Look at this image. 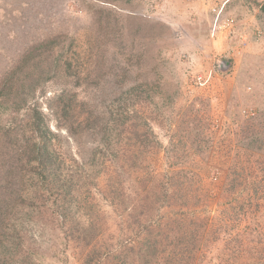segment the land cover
Instances as JSON below:
<instances>
[{
  "label": "rangeland",
  "instance_id": "obj_1",
  "mask_svg": "<svg viewBox=\"0 0 264 264\" xmlns=\"http://www.w3.org/2000/svg\"><path fill=\"white\" fill-rule=\"evenodd\" d=\"M21 1L0 0V79L49 37L55 51L66 50L69 79L62 66L31 103L61 134L53 147L62 175L79 178L89 195L70 183L64 198L54 181L50 197L36 196L39 206L19 220L22 253L0 264H84L90 223L89 247L126 249L134 264L139 219L164 230L183 222V231L201 221L208 252L228 254L225 264H264V0H30L11 14ZM253 63L259 74L250 77L242 71ZM61 94L72 108L66 119L54 111ZM234 110L241 117L232 118ZM130 112L135 117L124 120ZM18 117L30 132L33 118L25 110ZM80 122L89 128L70 136L65 123ZM254 134L262 147L249 149ZM176 153L188 159L190 178ZM236 235L244 261L231 243Z\"/></svg>",
  "mask_w": 264,
  "mask_h": 264
},
{
  "label": "trees",
  "instance_id": "obj_2",
  "mask_svg": "<svg viewBox=\"0 0 264 264\" xmlns=\"http://www.w3.org/2000/svg\"><path fill=\"white\" fill-rule=\"evenodd\" d=\"M29 2L30 0H25L24 2L22 0L21 3L23 5L12 2L14 5L10 13L17 14V12H21L19 6L23 8L24 3L25 6H28ZM55 39L56 38L49 37L31 45L29 49L22 54L19 66L13 68L12 71L9 70L5 78L2 80L0 79L1 262H4V255L10 257L14 253L16 255L22 253L24 242L20 234L22 228L19 220H22L27 207L39 206V204L35 202L36 196L39 198L45 195L47 198L50 197L52 193L51 190L54 192V181L63 183L60 185V190H62L61 193L64 198L67 194H71L70 183L75 184L81 197L84 193L89 195L85 191L82 192L77 186V184L80 185L81 182L79 178L71 180L69 176L62 175L63 172L60 169L62 161L58 158V149L53 147L54 137H61V134L60 132L55 133L49 130V126L44 121V112L39 108L40 106L38 107V104L32 105L31 103L36 97V93L40 87L49 82L50 79L55 80L58 76L59 69L65 66V62H62V55H64L66 50L55 51ZM32 64L36 65L39 74L36 73L35 67H30ZM66 64V72L63 75L65 78H68L72 74L70 70L72 69V64L69 61H67ZM255 65L256 64L253 63L252 66H247V70H243L242 72H246L250 77L259 74V71L254 68ZM28 67L30 68L28 69ZM254 81H258V78L254 79ZM151 84L157 85L156 83ZM254 84L251 83L250 85L247 82L246 87L252 91L253 89L251 86L254 87ZM147 86H150V82H148ZM141 87L140 85L137 88ZM62 96L63 94L56 98L57 111H54L58 115L61 113L66 119V114L69 113L72 108L69 107L68 104H62ZM22 110H25L29 116L33 118L31 125H28L30 132H27V130L20 126L21 120L19 121L20 117L18 116ZM230 115L234 118L241 117V113L238 110H234ZM261 115L262 114L259 116ZM133 117H135L134 113L130 112L129 115H126L124 120L130 121ZM94 124L96 125L97 121H95ZM83 125L89 128V125L84 122H80L78 128L65 123L69 135L75 138H77L78 135H84V131L86 130L83 128ZM132 126L134 125L132 124ZM144 126L148 127V124L146 123ZM136 131L137 130H135V133ZM194 131H196V135L203 134V131L200 132L197 129ZM124 137L128 139L127 136ZM203 138H205V135ZM66 139L69 142L67 137ZM258 140H260V134H254L253 138L246 141L245 144L249 149H255L257 144H259L258 147H262V140ZM203 143L207 144L209 140H203ZM170 147L172 152L177 151V145L174 142ZM203 149H205L206 153L205 146ZM182 155V153H176L174 157L176 160L174 162L183 166L182 170L188 169L186 171V176L190 178L193 174L189 168H186L189 161L187 158L184 160ZM80 156L82 163H84L86 161L85 153L81 151ZM133 163L136 162L133 161ZM142 180L146 179L143 178ZM255 191L257 192L253 193L252 196L256 195L259 190ZM139 222V230L137 232L141 244L133 247L134 251L136 250V258L134 257V259H132L134 264H225V261L232 262L230 256L226 253L211 254L208 252L209 247L206 243H209V239L204 237L202 231V226L204 224L200 223L201 221H194L191 226L190 224L184 225V231L182 230L183 222L178 223L176 228L168 229L167 227L165 230L162 229L163 227L145 221L142 222L146 224L139 226ZM134 223L136 225V221ZM72 225L74 224H69V227H71L70 229H73ZM85 231L86 233L83 237V250L85 251H80V258L84 257V264L129 263L125 259L129 252L128 251L126 254V249L116 250L117 248L111 244L105 245V248H101L102 244L97 245V243L89 247L92 241L91 234L96 236V223H90ZM234 238L235 239L231 241V243L235 244L237 247L235 250L236 258L240 259V261H244L245 252L243 251L244 247H242L243 243L241 242V237L236 235ZM203 244L206 249L201 250ZM169 247H172V250L168 251ZM114 250H116V252ZM177 254L181 255L180 258L171 263L170 258L173 259ZM30 257L31 252L29 253L27 250V256L24 258L27 259L26 261L31 262Z\"/></svg>",
  "mask_w": 264,
  "mask_h": 264
}]
</instances>
